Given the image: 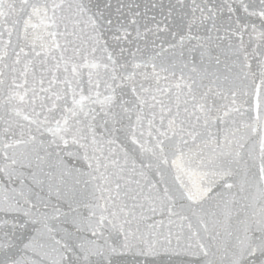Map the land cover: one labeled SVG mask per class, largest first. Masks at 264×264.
<instances>
[{"label":"snow or ice","instance_id":"snow-or-ice-1","mask_svg":"<svg viewBox=\"0 0 264 264\" xmlns=\"http://www.w3.org/2000/svg\"><path fill=\"white\" fill-rule=\"evenodd\" d=\"M0 264H264V0H0Z\"/></svg>","mask_w":264,"mask_h":264}]
</instances>
